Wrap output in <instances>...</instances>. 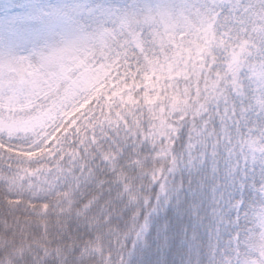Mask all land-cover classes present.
<instances>
[{"label": "snow or ice", "instance_id": "6c2138e0", "mask_svg": "<svg viewBox=\"0 0 264 264\" xmlns=\"http://www.w3.org/2000/svg\"><path fill=\"white\" fill-rule=\"evenodd\" d=\"M0 264H264V0L0 22Z\"/></svg>", "mask_w": 264, "mask_h": 264}, {"label": "rangeland", "instance_id": "374dc122", "mask_svg": "<svg viewBox=\"0 0 264 264\" xmlns=\"http://www.w3.org/2000/svg\"><path fill=\"white\" fill-rule=\"evenodd\" d=\"M25 2L26 0H0V22L20 14Z\"/></svg>", "mask_w": 264, "mask_h": 264}]
</instances>
